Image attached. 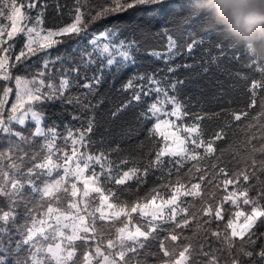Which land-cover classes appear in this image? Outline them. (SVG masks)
Segmentation results:
<instances>
[{"label": "snow or ice", "instance_id": "obj_1", "mask_svg": "<svg viewBox=\"0 0 264 264\" xmlns=\"http://www.w3.org/2000/svg\"><path fill=\"white\" fill-rule=\"evenodd\" d=\"M142 6L160 16L191 11L183 0H107L93 12L85 11L86 5L76 0L72 22L45 31L44 0H0V134L16 138L15 142L10 140L6 151L0 150V198L8 203V210L0 208V264H143L139 259L140 250L146 248L161 222H171L166 239L173 242V247L169 249L164 242L160 243V264H221V255L217 253H227L230 261L226 264H241L240 256L247 257L248 264H264V245L257 244L264 239V231H260L264 229V67L259 66L258 60L251 59L250 66L258 69L261 79H253L246 85L242 107L222 109V113L215 114L217 117L223 114L225 124L210 138L205 137L199 123L203 116L195 115L191 124L178 123L190 115L175 94L181 81L165 78L167 87H162L163 82L155 74L135 77L142 82L138 86L129 79L125 89L139 88L133 94L134 100L140 101L142 95H156L141 113L146 121L152 122L147 139L153 147L144 154L147 164L141 166L133 161L127 170H124L130 163L127 158L115 161L103 150H92L94 116L87 118L86 126L76 130L68 128L64 135L56 125L45 124L44 105L56 101L80 104L79 95L72 94L73 88L91 92L101 83L105 72L120 74L134 66L139 48L134 39L121 38L123 32L115 27L92 34L90 50L80 52L77 67L71 74L63 75L58 83L48 80L49 59H44L41 70L31 79L13 73L17 64L62 43L58 38L87 33L90 23ZM32 10L36 11L35 17L30 15ZM165 35V50L150 51L148 55L163 60L170 65L168 73H174L181 65L173 66L171 62L183 53L177 38ZM17 36L24 42L19 53L13 55ZM198 44L202 40L191 38L186 51L191 54ZM216 50L221 54L219 59L228 52L233 53L232 59L240 58L235 55L236 48L226 49L223 42L216 45ZM60 59L58 56L57 60ZM97 64L98 74L88 76V69ZM166 105L171 106L170 110ZM88 107L83 105L84 112ZM72 119L80 120L81 116L74 115ZM29 124L32 125L30 136L16 128H26ZM226 128H235L243 135L232 153L234 166L231 168L222 161L224 150L215 146L216 141L226 139ZM36 138L43 139V155L41 152L29 154L23 147ZM188 161L192 163L186 166ZM170 163L175 169L174 180L171 179L173 168H167ZM57 169L63 171L59 178L42 179ZM150 169L162 172L166 169V182L143 198L133 201L116 198L110 185H127L132 180L139 185L145 182L143 178ZM26 189L39 195L43 213L31 215L36 201L26 198ZM93 193L98 200L94 208L90 204ZM182 197H193L194 202H184ZM62 199L67 203L66 209L59 206ZM226 203L237 208L242 203L249 210H237L223 228H213L215 222L225 220ZM18 204L29 213L30 224L14 228ZM133 213L145 218V224L136 225L134 230L129 227ZM97 220L119 224L115 227V238L101 236ZM185 229L193 232L196 243L183 236ZM213 241L219 245L215 250ZM77 242L87 250L78 252Z\"/></svg>", "mask_w": 264, "mask_h": 264}, {"label": "trees", "instance_id": "obj_2", "mask_svg": "<svg viewBox=\"0 0 264 264\" xmlns=\"http://www.w3.org/2000/svg\"><path fill=\"white\" fill-rule=\"evenodd\" d=\"M46 7L43 9V28L46 30H56L72 22V12L76 6V0H44ZM85 4V11L88 9L93 12L107 3V0H81ZM183 3L189 6L191 11L185 10L183 14H168L166 16L157 15L155 12L147 11L145 7L129 9L124 12H117L109 15L107 18L90 23L87 33H81L79 36H65L63 42L55 45L52 49L38 53L23 61L13 69L14 75L32 77L36 75L43 64L44 59L50 60L48 71V80L59 82L65 74H71L72 70L80 62V52L89 49V40L92 34L99 33L105 28L115 27L123 32L121 38L135 40L139 45L136 64L127 71L120 74L105 72L101 83L94 87L91 92L81 88H73L72 94L79 95L80 104H66L59 101L49 102L44 105L47 115L46 125H56L60 133L67 135L66 129L73 130L86 126L87 118L94 116L95 127L91 133L93 151L103 150L110 154L111 159L118 161L127 158L130 163L124 168L131 167L133 161L143 166L147 164L148 158L144 155L153 147L147 139V129L151 127V121H146L141 113L147 110V106L155 99V93L150 96H141L140 101L133 99V94L138 91V87L125 89L124 85L129 79H133L134 85L138 86L142 82L135 79L138 76H147L155 74L156 78L161 80L162 87H167L164 82L178 79L182 83L178 86L175 93L178 99L185 105L190 113L185 117L183 123H193V117L200 115L205 117L199 121L206 138H210L213 133L218 131L225 124L223 114L217 117L216 113H222V109H236L243 106L246 99V85L251 80L261 79V73L257 68L250 66L251 59L258 60L261 67H264V31H258L247 41L236 36L226 23L220 18L216 6L212 0H183ZM30 15L35 17L36 11L32 10ZM31 23V21L29 22ZM166 33L177 38L179 50L183 53L171 62V65H181L174 73H168L170 65H166L163 60H157L148 55L150 51H164L167 44ZM202 40L191 54L186 51V45L191 38ZM23 38H15L12 54L19 53L23 46ZM224 43L225 48L232 46L236 48L235 55L239 60L232 59V52L222 59L220 53L216 50V45ZM247 55H241V53ZM60 60H57V57ZM218 59L213 61L212 58ZM189 67H183V65ZM99 64L91 67L87 71L88 76L94 73L98 74ZM207 69V71H205ZM83 71V70H82ZM146 83V82H144ZM68 93H65L67 95ZM170 94H172L170 92ZM83 105H88V111L84 112ZM126 105V106H125ZM258 110V109H257ZM74 115H80V120H73ZM233 123H236L233 121ZM17 130L30 136L32 125L26 128L16 126ZM228 133L225 140L216 141V147L224 150L222 161L227 163L228 167H233L232 153L237 150L239 141L243 140V135L235 128H226ZM6 134H0V150H7ZM159 142V137H157ZM62 144L63 140L58 141ZM5 143L6 148L2 149ZM42 138H36L29 147H24L26 151L41 152ZM143 146V147H142ZM162 146V143H161ZM241 148L242 144L239 145ZM191 147V145H189ZM202 152L203 149H200ZM219 155V153H217ZM168 159V158H165ZM27 162V161H26ZM25 162V163H26ZM7 161L4 162L5 167ZM192 162L188 161L187 165ZM207 163V162H203ZM167 168H173L175 179V169L173 164H168ZM186 171L181 169V172ZM145 182L137 184L135 180L128 181L127 185H110L116 192V198L120 201H133L137 198H143L151 190L165 183L168 179L167 171L150 169L147 177L143 178ZM259 190L258 188L256 189ZM161 191H163L161 189ZM255 195V192L251 193ZM29 197L26 190V198ZM231 206V205H230ZM244 211L249 210V206L242 203L239 207ZM0 208L8 210L6 200L0 198ZM16 223L14 228L22 227L26 221V211L23 207H16ZM235 208L234 206L232 207ZM231 208L227 203L224 205V212ZM225 218L227 217L224 213ZM218 221L213 224V228L219 226L223 228L226 223ZM172 225H160L153 238L147 243L145 249L140 250L139 259L143 264H160L162 252L159 245L164 242L169 249H172L173 242L166 239L169 235ZM264 231V229H260ZM202 235V234H201ZM183 236L188 237L193 243L197 238L189 229H185ZM180 242H177L179 246ZM80 244V243H78ZM258 246L264 245V239L257 241ZM207 248V244H205ZM219 245L212 242V248L215 250ZM221 255V264L230 261L227 253ZM22 258V257H21ZM241 264H248V258L240 256ZM135 264V262H134Z\"/></svg>", "mask_w": 264, "mask_h": 264}, {"label": "clouds", "instance_id": "obj_3", "mask_svg": "<svg viewBox=\"0 0 264 264\" xmlns=\"http://www.w3.org/2000/svg\"><path fill=\"white\" fill-rule=\"evenodd\" d=\"M229 29L247 41L264 31V0H212Z\"/></svg>", "mask_w": 264, "mask_h": 264}, {"label": "rangeland", "instance_id": "obj_4", "mask_svg": "<svg viewBox=\"0 0 264 264\" xmlns=\"http://www.w3.org/2000/svg\"><path fill=\"white\" fill-rule=\"evenodd\" d=\"M4 23L7 24L8 22H7V21H4ZM43 29H44V28H43ZM44 30L47 31L46 29H44ZM34 76H35V75H34ZM34 76H32V77H34ZM21 77H24V76H21ZM32 77H27V78L31 79ZM51 82H53V81H51ZM161 99H163V97H161ZM165 107L168 108V109L170 110V107H171V106L166 105ZM6 118H7V117L5 116V119H6ZM173 119H174V118H173ZM178 123H183V121H178ZM6 135H7V134H6ZM10 140H11L12 142H15V141H16V138H15V137H9V136L7 135V138H6V146H8V147H9V142H10ZM42 140H43V139H42ZM61 145H63V142H62ZM6 146H5V143H3V145H2V149L6 148ZM25 146H26V147H29V145H24V147H25ZM5 151H6V149H5ZM41 154H42V155L44 154L43 151H42ZM25 165H26V167H27V166H28V162H26ZM6 166H7V163H6ZM5 169L7 170V167H5ZM98 170H99V169H98V167H97V171H98ZM60 175H63V171H62V169H57V170L53 171V173H52L51 176H45V177H42V179L55 180V179L59 178ZM38 183H39V181H38ZM26 190H27V194L29 195V197H27V199L30 200V201H32V200L34 199V200L36 201V203L33 204V207L35 208V211H33V212L31 213V215L35 217V216L39 215L40 213H43L44 209L39 207V200H40L39 195H38V194H35V193H32V192L30 191V189H26ZM181 199H182V201H184V202H189V203L194 202V198H193V197H182ZM6 202H7V201H6ZM97 202H98V200H97V194L93 193V194H92V198H90V204L92 205L93 208L97 205ZM227 205H228V207H230L231 209H230L228 212H224V213H226V215H227V217L225 218L226 220H227L229 217H231L235 211H237V210L244 211V209H242L241 206L238 207V208L234 206L235 208L233 209V208H232L233 205H231L230 203H227ZM230 205H231V206H230ZM18 206L24 208L23 205H19V204L16 205L15 207H18ZM59 206H60L61 208H63V209H66V208H67V203H66V201L62 199V201H61V203H60ZM182 206H184V205L182 204ZM16 209H17V208H16ZM24 209H25V208H24ZM90 210H91V209H90ZM26 213H27V214H26V217H25V218H26V221H25L24 224H30V220H29V218H28V217H29V213H28V212H26ZM97 215H98V214H97ZM132 216H133V220H132V223L129 225V227L132 228L133 230H134V228H135L136 225H138V224H139V225H144V224H145V218L141 217V216L138 215L137 213H133ZM241 219H242V218H241ZM166 224L171 225V222H161V223H160V225H166ZM97 225H98V226H101V236H103L104 238H107V237H109V236H111L112 238H115V227L120 226L119 224L112 225L111 222H108V221L101 222V221H99V220H97ZM78 243H80V244H78ZM105 243H106V239H105ZM77 245H78V252H83V251H86V250H87V249H86V246H85L84 244H82L81 242H77ZM91 246H92V248L94 249V247H95V241L92 242Z\"/></svg>", "mask_w": 264, "mask_h": 264}]
</instances>
